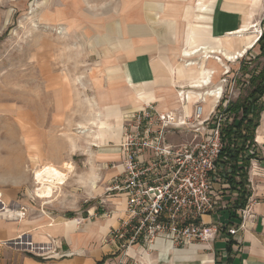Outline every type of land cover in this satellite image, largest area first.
I'll use <instances>...</instances> for the list:
<instances>
[{
    "label": "rangeland",
    "instance_id": "rangeland-1",
    "mask_svg": "<svg viewBox=\"0 0 264 264\" xmlns=\"http://www.w3.org/2000/svg\"><path fill=\"white\" fill-rule=\"evenodd\" d=\"M245 1L248 5L249 0ZM65 4L63 0H0V210L7 206L23 210V220H2H14L26 228L29 221L34 225L30 230L37 231L63 220L70 231L75 227L67 219L96 218L112 208L103 200L112 177L108 173L115 172L113 159L98 158L105 150L90 144L98 133L92 123L100 129L99 110L110 104L123 108L135 91V87L123 85V80L108 76L114 54L97 47L93 41L96 31L83 28L88 23L83 20L98 21L107 15H78L76 8L73 13H63ZM257 6L259 9L251 11L260 20L264 0ZM242 44L239 41L237 47ZM248 52L228 63L230 70L226 69L229 73L223 84L226 100L237 99L249 86L250 75L242 70V63L255 59L259 47ZM261 63H250L249 70ZM223 71L221 67L216 72L213 83L222 79ZM261 124L264 132V112ZM81 125L91 134H80ZM260 150L264 157V147ZM50 166L69 173V178L52 197L40 199L35 195L38 171ZM91 180L96 181V190ZM3 244L39 258L61 256L49 245L23 242L18 236Z\"/></svg>",
    "mask_w": 264,
    "mask_h": 264
},
{
    "label": "crops",
    "instance_id": "crops-1",
    "mask_svg": "<svg viewBox=\"0 0 264 264\" xmlns=\"http://www.w3.org/2000/svg\"><path fill=\"white\" fill-rule=\"evenodd\" d=\"M64 2L63 13H73V8H76L75 13L78 15H107L98 21L83 20L82 23L88 22L83 28L96 31L93 41L97 42V47H104L103 52L106 54H114V63L109 66L108 76L123 80V85L135 87L133 94L123 102V108L118 104H110L103 111L100 110L102 118L109 123L106 125L108 128L98 129L92 123V129L99 133L100 141L104 144L113 142L120 145L124 114L139 110L148 103H154L161 111L182 110L177 90L187 87L184 92H190L188 81L206 74L203 67L191 71L184 64L175 71V78L171 74L172 68L183 59L180 50L186 46L187 31L189 47L218 44L219 40L213 37H226L238 31L251 17L245 0H63ZM263 19L264 13L260 18V27ZM238 42L230 48L239 49ZM207 65L213 67V80L222 66L215 61H210ZM226 69L224 68L222 79L218 83L212 81L207 87V117L217 107V98L209 92L223 87L227 82L229 72ZM174 87L179 89H173ZM196 95H190L189 104L184 108L189 115L194 111ZM96 119L99 122V118ZM261 128L260 122L255 137L258 149L260 146L264 147V132ZM169 139L177 144L182 141L177 133L171 134ZM105 151L100 153L101 156H96L102 160L121 161L120 146L118 150H114L115 154L109 153V149ZM108 174V177L114 175L110 172ZM248 189L252 194V216L247 219L245 228L240 229L235 236H230L226 231H218L210 243L189 246H175L170 241L159 238L151 244L134 245L126 256L124 249L120 248L121 242L109 235L112 228L119 226L122 212L115 213L116 217L102 215L95 218L88 215L86 218H75L78 220L77 226L73 223V218L69 226L75 229L70 231L64 225L66 220L50 223L37 231L30 230L34 225H30L29 221L26 228L23 227L24 224L20 225L14 220L3 221L1 218L0 264H120V261L121 264H264V157L261 150L260 159L252 161ZM15 190L18 191V188ZM234 194L235 191L224 190L223 200L228 202ZM238 219L239 217H229L225 209L204 217L203 221L229 228L237 225ZM17 236L23 242L49 245L52 251L55 249L56 254L61 256L39 258L25 250L12 251L3 244L7 238ZM54 236L59 240L56 241ZM25 246L26 244L23 245ZM7 255H12L11 259Z\"/></svg>",
    "mask_w": 264,
    "mask_h": 264
},
{
    "label": "built area",
    "instance_id": "built-area-1",
    "mask_svg": "<svg viewBox=\"0 0 264 264\" xmlns=\"http://www.w3.org/2000/svg\"><path fill=\"white\" fill-rule=\"evenodd\" d=\"M215 90L218 107L225 92L223 87ZM196 96L190 115L184 110L190 99L183 91L179 95L182 110L161 111L148 103L123 116L122 158L113 165L115 172L103 200L112 208L103 216L123 213L119 226L109 235L121 242L125 256L134 245L151 244L159 238L175 246H189L210 243L218 231L235 236L252 216L249 198L236 210L237 225L226 228L203 221L233 207L238 193L235 191L228 202L223 200V191L230 190L218 161L223 147L221 122L225 119L216 110L207 117L206 95ZM176 133L182 138L179 144L169 139Z\"/></svg>",
    "mask_w": 264,
    "mask_h": 264
},
{
    "label": "trees",
    "instance_id": "trees-1",
    "mask_svg": "<svg viewBox=\"0 0 264 264\" xmlns=\"http://www.w3.org/2000/svg\"><path fill=\"white\" fill-rule=\"evenodd\" d=\"M262 25L264 27V19ZM257 47L259 54L255 59L242 63V70L250 75L245 93L228 101L226 106L224 98L216 108L217 113L225 119L221 122L223 147L218 160L220 174L230 184V191L238 193L233 207L227 210L229 217H237L236 210L244 207L251 197L248 189L249 170L252 161L260 159V149L255 137L264 112V29ZM257 60H262V63L249 70L250 63Z\"/></svg>",
    "mask_w": 264,
    "mask_h": 264
},
{
    "label": "bare ground",
    "instance_id": "bare-ground-1",
    "mask_svg": "<svg viewBox=\"0 0 264 264\" xmlns=\"http://www.w3.org/2000/svg\"><path fill=\"white\" fill-rule=\"evenodd\" d=\"M259 2L261 3V0H249L248 7L251 12L250 13L251 17H250V20L246 22L241 29H239L238 31L234 33L227 35L226 37H213L212 36L213 38L219 40L218 44L208 43V44H201L196 47H189L187 44L188 31L186 32V39H185L186 46L180 50V55L183 57V59L182 61L180 60L181 62L177 64L175 68H172L171 74L174 77L175 71H177V69L183 64L184 66L187 67L186 68L187 70H191V71L199 70L201 69V67L206 69L205 76L191 78L188 81L190 85L189 87L190 92L187 91L186 93H188L189 99H190L191 94L196 95L197 93H200V94L203 93V95H206L205 97H207V87L212 82L211 73L214 71L208 67L207 65L208 62L215 61L223 68L229 69V66H228L229 62L243 57L249 50L257 46L262 30H261V27L259 26L260 20L254 19V16L252 15L251 10L259 9V6H257ZM247 39H250V40L247 41ZM236 41H242L244 43L241 49H237L236 47H234V45H233L234 48H230L232 44L236 45ZM173 82L175 84L176 80L174 79ZM183 91H185V89L181 88V90L180 89L177 90V94L181 95ZM215 91L216 90H212L209 93H211L212 95H215L216 93ZM98 116L100 118L101 125H102L100 129L108 128L106 127V125L108 126L109 123L107 120L102 118V113L100 110L98 112ZM90 131H91L90 129L82 125L79 126L80 134L89 135L91 134ZM90 144L99 147L100 150H107L110 147V149L116 151L118 150V147H119V144H114L111 146L110 144L102 143L100 141L99 133L94 135V142H91ZM68 178H69V173L63 172L59 170L58 168H55L52 166L43 168L42 170L38 171V181H37L38 186L35 189V195L40 199H49L50 197L53 196L54 191L58 190L59 185L64 184L68 180ZM91 182L94 188L93 190H96L98 187L96 181L91 180ZM22 211L18 210V208H10L7 206L6 208L0 210V218L5 217V218L23 220L25 214ZM67 221L68 223L70 222V220H67ZM73 223H75L77 226L78 220L74 219Z\"/></svg>",
    "mask_w": 264,
    "mask_h": 264
}]
</instances>
